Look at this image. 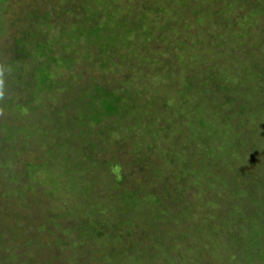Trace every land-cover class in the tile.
I'll use <instances>...</instances> for the list:
<instances>
[{
  "label": "trees",
  "instance_id": "obj_1",
  "mask_svg": "<svg viewBox=\"0 0 264 264\" xmlns=\"http://www.w3.org/2000/svg\"><path fill=\"white\" fill-rule=\"evenodd\" d=\"M131 1L28 0L20 5L17 0H0V80L3 81L0 87L3 92L0 98V182L4 193L10 194V200L15 199L0 206V264H9L6 255L9 249L18 253L15 264H39V260L34 261L25 250L39 245L30 230L47 231L52 217L48 220L43 216L41 221L31 223L24 242L18 232L22 214L30 210L42 214V205L38 202L31 209L24 207L31 193L41 189L36 184L41 181V177H37L43 173L41 169L49 178V185H53L51 190H68L92 200L85 207L88 211L92 206L88 218H80L86 223L82 234H89L91 238L94 236L90 233H95V238L102 239L107 247L119 239L121 247L110 251L115 253L114 260L123 254L120 264L128 262V251L124 249L133 250L136 247L131 245L133 242L142 245L158 231L166 232L171 247L175 243L176 254L168 260L169 264H183L186 252L181 250L183 246L178 240L184 237L195 248L201 244L217 249L223 246L226 261L264 264V227L255 230V234L252 227L254 221L259 220L258 212L248 213L246 222L239 218L232 223L230 212L219 208L222 201L214 199L205 214H216L208 231L197 224L188 225V219L175 213L177 206H181L178 202L186 200L183 184L188 186L199 179L209 194L213 186H223L238 195L249 194L257 178L253 173H242L246 157L257 156L256 166L264 169L263 130L259 129L255 137L247 135L249 122L262 124L264 119V109L257 111L258 104L264 107V0H208L207 14L214 13L219 18L218 37L226 34L230 38L228 45L217 42L218 56L225 63L230 62L232 70H237H234V78L238 75L241 78L232 81L228 70H216L214 65L202 66L194 82L199 83L197 93L188 88V96L175 101V108L166 96L170 89L160 90L166 93L161 95L165 99L156 105L153 99L159 94L158 90L156 94L152 91L146 94L135 87L134 74L139 66L132 62L139 46L146 49L150 37L158 39L153 33L156 22L153 24L150 13L146 12L166 11L170 21L172 15L184 9H168L173 0H141V11L127 9L124 13L120 5L130 8ZM191 1L194 4L205 2L182 0L186 6ZM199 8L193 5L190 12L195 16ZM206 23L210 26L214 21L206 20ZM158 29L161 36L166 32L164 27ZM205 29L199 26L198 35L184 43L185 50L197 52L196 58L201 55L205 58L203 48L207 41L204 38H211ZM205 63H212V59ZM167 70V66L160 69V82L170 86L174 83L180 88L181 77L170 75L169 78ZM164 76L169 80L163 81ZM8 92L20 96L19 101L5 99ZM13 108L25 117L23 127V124L12 127L14 120L9 117L2 119L4 113ZM163 111L171 113L178 131L171 128L168 119L160 118ZM231 118L244 119L234 121L237 125L226 130L214 126L215 122L222 124ZM131 120L134 123L130 125ZM160 121L162 129H158ZM102 123L110 132L116 129L120 141L115 138L113 141L112 137L107 138V142L101 137L95 138L102 134ZM183 125L184 130L188 129L185 137L181 132ZM16 129L21 130L17 135L18 143H24L38 154L34 163L26 166L23 162L20 169L6 171V163L15 161L16 157L10 147L2 145L14 139ZM227 131L231 134L229 139ZM230 139L235 143L229 145ZM111 143H116V149L110 148ZM46 145L47 158L40 162L41 149ZM193 146L202 151H194ZM68 163L70 169H66ZM55 166L60 173H53ZM7 173H10L9 178ZM263 180L264 177L257 179L259 183L250 193L256 200L257 187L264 192ZM110 197L122 201L123 208L109 209ZM22 199L25 200L23 205L17 206ZM166 206L170 209V222H174L170 233L168 217L162 214ZM260 207L262 220L264 202ZM90 213L95 216L91 217ZM192 215L190 212L189 216ZM57 216L64 215L57 213ZM145 218L154 220V224L146 222L140 229L139 221ZM222 238L224 242L220 241ZM152 246L156 248L154 243L150 245L154 249ZM192 247L186 249L190 251ZM237 247L240 248L234 251ZM203 264H208L206 259Z\"/></svg>",
  "mask_w": 264,
  "mask_h": 264
},
{
  "label": "rangeland",
  "instance_id": "obj_2",
  "mask_svg": "<svg viewBox=\"0 0 264 264\" xmlns=\"http://www.w3.org/2000/svg\"><path fill=\"white\" fill-rule=\"evenodd\" d=\"M20 2V5L25 4L28 0H17ZM141 0H132V6L130 8H126L120 5L121 10L128 11L127 9H130L133 12L141 11L142 5L139 3ZM120 2H124V0H120ZM208 0H205V2H199L198 4H194L195 2L191 1L187 4H183L182 0H173L169 5L168 9L174 10L175 8L178 9H184L179 14L172 15L170 21L167 20L168 13L166 11H160V12H153L152 10L146 13H150V20L154 24L153 25V33L158 39H153L150 37L148 40V45L146 49H143L142 46H139L138 52L136 53V57L133 60L134 65H138L139 67L136 69V73L134 74V83L135 87L138 89H141L146 92L152 91L153 94H156V90H158L159 94H157L153 102L157 105L158 103L163 101L165 98H162L161 95L165 92H160V90H169L166 94L167 97L173 101L172 108H175L177 105L174 103L177 101L181 96L183 98H186L188 96V88L193 91V93H197V90L199 88V83L196 82L198 75V72L202 69V66L207 67L210 65L216 66V70H228L230 72L229 76H232L234 80H239L241 78V75H238L237 78L236 75H234L235 72H237L236 69L231 68L230 62H224L225 60L218 56V47L217 42L227 43L228 45V35L223 34L222 36L218 37V33L220 30L218 29L219 25V18L214 13L207 14V4ZM209 3V2H208ZM15 3L13 4V6ZM194 5L195 7H200V11H195V16L190 12L191 7ZM158 6V5H157ZM157 6H154V9H157ZM186 7V8H184ZM186 17L188 19H186ZM201 20L198 23V19ZM214 21L213 25H208L206 23V20H212ZM212 24V23H211ZM164 27L166 32L163 33L161 36L160 29L158 27ZM199 26L201 28L205 27L206 33H209L211 38L205 37L204 39L207 41L204 48L205 49V58L202 59V55L200 58H196L195 55L197 52H194L193 50H185L186 45L184 43L189 42L191 39H193V35H198V29ZM200 36L203 37L204 34L200 32ZM215 38V39H214ZM184 45V46H183ZM211 60L212 63H205L206 60ZM0 60H2V57H0ZM164 66H167V75L170 78V75L181 77L182 79V85L181 87H177L174 83L172 86L160 82V79H162L160 75V69ZM29 68V66H28ZM29 69H33L32 66H30ZM28 70V69H27ZM235 70V72H234ZM177 75V76H176ZM234 75V76H233ZM186 76V77H182ZM169 78H166L169 80ZM165 76L163 78V81L166 80ZM170 81H173L171 78ZM160 82V83H159ZM190 82L192 84H190ZM3 85V84H2ZM157 86V87H156ZM175 88L177 91L175 92ZM174 89V90H171ZM20 94V93H18ZM5 99L14 98L15 103L19 101L18 96H13L11 93H6ZM21 95V94H20ZM247 96V95H246ZM238 98V97H236ZM4 99V101H5ZM12 100V99H11ZM199 100V99H197ZM13 101V100H12ZM264 107L261 104H258L257 111L263 110ZM2 112V110H0ZM161 119H168L170 121L171 128H174L173 130H177L178 124L177 122H173V118L171 117V113L167 114L165 111H163L160 115ZM6 117H9V119H13L14 121L8 122V125L10 124L14 128H18L21 124L22 127L24 126L25 117L23 114H20L19 110H12L7 111L4 113L2 119L4 120ZM244 118H236V119H229L228 121H222V124H217L218 122L214 123V126L221 127V129L226 130L228 128H234L235 122H240ZM5 121V120H4ZM134 123V121L131 120L129 123L130 125ZM148 123V121H146ZM228 123L229 126L226 124ZM175 124L176 127H175ZM211 122V127H212ZM163 125V122L160 121L158 123L159 128L162 129L160 126ZM195 125V124H194ZM102 134L99 136H96L95 138H103L107 142V138L112 137L115 138L117 141L119 140V135L115 133L116 129L113 131H108L104 128V125L102 123ZM248 136H257L259 133V129L263 130V136H264V119L261 123H255L253 121L249 122L248 124ZM126 129H131V127L126 126ZM3 130V129H2ZM185 130H188L187 127H185ZM185 130L183 125V135L185 137ZM21 131L19 129L15 130V136L14 139L7 141L6 144L2 145L6 146V148L10 147L13 151V155L16 157L15 161H10L6 163L7 168L6 171H12L14 169H20L23 166V162L27 166L29 163H34L36 161L35 156L38 153L31 152L24 143H18L19 137L17 138L18 132ZM124 131V130H123ZM178 131V130H177ZM110 134H109V133ZM127 133V130L124 131ZM121 133V132H120ZM10 134V133H9ZM22 134V132L20 133ZM220 136H223L222 133H219ZM229 136L231 134L227 131L226 138L229 139ZM17 138V139H16ZM261 138V137H260ZM115 139L113 141H115ZM15 141L16 144L14 143ZM237 142V141H236ZM77 142L73 143L72 146L76 145ZM235 142H231V139L229 140V145L233 144ZM186 144V143H185ZM188 145V144H187ZM41 149L40 153V162L43 158H47L46 153V147ZM190 145H188L189 147ZM235 146H233L234 148ZM110 148L116 149V143H111ZM194 151H202L201 148H197L193 146ZM111 150V149H110ZM222 151L225 150V148L221 149ZM113 152V150H111ZM131 152V151H130ZM246 154V153H245ZM247 161L243 163V170L242 173H253L255 177L260 180L262 177H264V169L259 170L256 166L255 162L257 160V156L249 157L247 156ZM227 160V159H226ZM195 161V160H194ZM228 161V160H227ZM223 162V161H222ZM226 164V162L224 161ZM248 167V168H245ZM264 167V166H263ZM71 164H67L66 169H70ZM258 169V170H256ZM43 173H39L37 177H41L40 182H36V184L41 187L40 190H34L31 193V199L33 202L31 203V199L28 198L27 202L28 204L24 207H27L28 209L32 208L33 205L38 202L41 204V212L30 210L27 214H22L20 217V230L18 233L21 234L22 241L24 242L26 237L25 233L28 228V226L31 223H35L36 220L41 221L43 219V216H46L48 220H50L49 216L52 217L50 220V225L48 230L45 229H34L31 228L30 234L33 233V236L35 237V240L37 241L38 248L31 246L30 250L29 248L25 249L28 250V256L33 257L34 261L39 260V264H120L119 260L123 258V254L121 253L117 260H114L113 257L115 253L111 252L110 249H114L116 251L118 248L121 247L122 242L118 239L112 242L111 244H108V247L105 246L102 239L95 238V233H90L91 237L89 238L88 235L82 234V227L86 224L85 222H81L80 218H88V211L91 209L92 206H90L89 210L86 211V203L92 201L91 199L88 200L86 196H81L74 194L68 190H64L63 192L61 190H51V185H49V178L45 177V172L43 169H41ZM22 171V170H21ZM53 173H60V170L57 166L53 169ZM8 178L10 177V173H7ZM48 179V180H47ZM60 179H64V176H60ZM193 177H191V180ZM257 179L253 182V187L250 191L253 192L255 190L256 185L259 183L257 182ZM11 181V179H9ZM264 181V180H263ZM19 185V182L16 183V187ZM28 184L26 183V186ZM86 185L83 186L85 188ZM63 187V186H62ZM185 187L184 195L186 196V200L181 203L179 201L178 203L181 204V206H177L175 213L181 214L183 219H188V225L189 223L197 224L200 227H204L206 231L209 230V223L214 222L215 220H212V217L216 215L208 214L205 215L206 212L212 207L211 204L214 199H219L222 201V204H220L219 208L222 209L225 213L228 211L231 215L232 223L239 218H242L245 222L248 219V213L250 212H258V218L259 220L254 221V225L252 226L254 228L253 234H255V230H261L264 227V213H262L263 219L261 220V217L259 213L261 212L260 204L264 202V192L262 191V188L257 187L256 192L258 193V199L256 200V197H251L249 194H243L238 195L236 193H233V190L231 192L228 191L229 189H224L223 186H220L219 188L216 186H213L211 193H207L205 189L201 185V180L194 179L193 182L186 186V184L182 185V188ZM64 188V187H63ZM110 190V188H108ZM228 191V192H227ZM247 196V197H246ZM30 197V196H29ZM251 200H250V199ZM261 198V199H260ZM253 200V201H252ZM10 201L13 202L15 199L13 198L10 200V194L4 193L3 188L1 187L0 182V206H5L6 203ZM21 202H18L16 205L21 206L23 205L24 199L21 200ZM119 203V204H118ZM26 204V203H25ZM118 204V205H117ZM110 205L108 208L110 209H116V207L123 208V202L119 201L117 198L110 197ZM36 207V206H34ZM164 212L162 214L165 217H168V222L172 221V217L170 216V209L168 206L164 207ZM190 212L193 213V215L190 217ZM57 213H62L64 216H57ZM112 214H109L111 216ZM90 216H95L94 213H90ZM55 218V219H53ZM53 222L55 223L54 227ZM146 222H150L151 224H154V220L150 218L141 219L139 221V228L141 229L143 225L147 224ZM158 222H161L158 220ZM167 222V221H166ZM165 222V223H166ZM186 224V223H185ZM185 226V225H184ZM169 233L174 228V222H170L169 224ZM152 237L150 240H148L146 243L140 245L133 242L131 244L132 246H136L133 250H130L129 247H127L126 251H128L127 254V263L123 264H169L168 260L173 259L174 251L173 248L175 246V243H173L171 247V242L166 239V232L165 231H158V233H152ZM99 236V234H97ZM173 236V234H172ZM168 238H170L168 236ZM217 240V239H216ZM223 241V238L220 240ZM152 243L155 244L156 248L154 246V249H151L150 245ZM179 245H182L183 247L181 250H184L186 253L183 264H192L196 263L197 261L201 262L203 264L204 260L206 259L208 264H245L244 261H226V257L224 258L225 254L223 251V246L219 249L213 247L212 245L201 244L197 248L192 247L186 240V238H181L178 240ZM46 244V245H42ZM192 247L190 251H188L186 248ZM240 247H237V251ZM122 249V248H121ZM120 249V250H121ZM1 250V249H0ZM38 251V252H37ZM176 254V253H175ZM8 263L9 264H15L16 257L18 256L17 251L10 250L6 252ZM215 255V256H214ZM44 258V260H41ZM120 258V259H119ZM209 258V259H207ZM232 262V263H231ZM182 264V263H177Z\"/></svg>",
  "mask_w": 264,
  "mask_h": 264
},
{
  "label": "clouds",
  "instance_id": "obj_3",
  "mask_svg": "<svg viewBox=\"0 0 264 264\" xmlns=\"http://www.w3.org/2000/svg\"><path fill=\"white\" fill-rule=\"evenodd\" d=\"M0 75H2V73H0ZM2 83H3V81L0 80V87H2ZM2 97H3V92H2V90H0V98H2Z\"/></svg>",
  "mask_w": 264,
  "mask_h": 264
}]
</instances>
